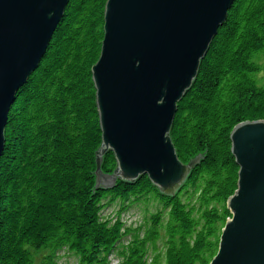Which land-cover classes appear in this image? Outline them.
Segmentation results:
<instances>
[{
    "label": "trees",
    "instance_id": "16d2710c",
    "mask_svg": "<svg viewBox=\"0 0 264 264\" xmlns=\"http://www.w3.org/2000/svg\"><path fill=\"white\" fill-rule=\"evenodd\" d=\"M107 0H70L39 67L18 91L0 159V264H210L238 189L231 132L264 120V0H235L178 103L171 137L188 178L165 194L124 181L102 145L92 66ZM144 203L143 223L123 214ZM117 205L115 217L103 211Z\"/></svg>",
    "mask_w": 264,
    "mask_h": 264
},
{
    "label": "water",
    "instance_id": "95a60500",
    "mask_svg": "<svg viewBox=\"0 0 264 264\" xmlns=\"http://www.w3.org/2000/svg\"><path fill=\"white\" fill-rule=\"evenodd\" d=\"M69 1L0 0V159L16 95L39 67ZM234 2L107 0L92 66L102 132L97 172L111 150L124 181L144 175L165 194L181 189L190 165L171 137L178 103ZM231 143L238 189L210 264H264V120L238 124Z\"/></svg>",
    "mask_w": 264,
    "mask_h": 264
},
{
    "label": "rangeland",
    "instance_id": "374dc122",
    "mask_svg": "<svg viewBox=\"0 0 264 264\" xmlns=\"http://www.w3.org/2000/svg\"><path fill=\"white\" fill-rule=\"evenodd\" d=\"M118 209L119 206L117 205L111 206L103 211V215L108 217L109 216L115 217ZM147 209H148L147 215H149V213H152L155 210V207L151 205L147 206L144 203L135 204L133 205V207H131L127 212L123 214V219L126 221L127 225H132L136 227L139 224L143 223ZM60 254H61V258L59 260V264H79L78 259L67 250L62 251ZM112 264H118V259L113 258Z\"/></svg>",
    "mask_w": 264,
    "mask_h": 264
},
{
    "label": "bare ground",
    "instance_id": "6f19581e",
    "mask_svg": "<svg viewBox=\"0 0 264 264\" xmlns=\"http://www.w3.org/2000/svg\"><path fill=\"white\" fill-rule=\"evenodd\" d=\"M209 47H210V46H209ZM207 52H208V51H207ZM206 54H207V53H206ZM238 178H239V175H238ZM131 207H133V206H131ZM131 207H130V208H131ZM230 219H231V218H230ZM225 225H226V224H225ZM224 227H225V226H224ZM222 232H223V229H222ZM220 238H221V237H220ZM219 246H220V243H219Z\"/></svg>",
    "mask_w": 264,
    "mask_h": 264
}]
</instances>
